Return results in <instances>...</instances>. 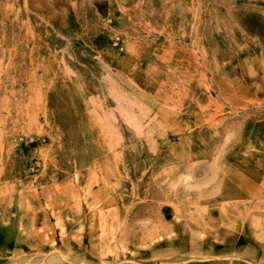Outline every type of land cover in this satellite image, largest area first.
I'll return each instance as SVG.
<instances>
[{
    "label": "rangeland",
    "instance_id": "obj_1",
    "mask_svg": "<svg viewBox=\"0 0 264 264\" xmlns=\"http://www.w3.org/2000/svg\"><path fill=\"white\" fill-rule=\"evenodd\" d=\"M0 264H264V0H0Z\"/></svg>",
    "mask_w": 264,
    "mask_h": 264
}]
</instances>
